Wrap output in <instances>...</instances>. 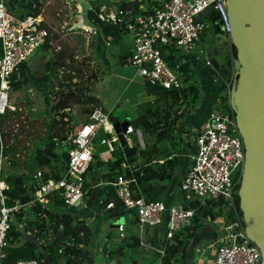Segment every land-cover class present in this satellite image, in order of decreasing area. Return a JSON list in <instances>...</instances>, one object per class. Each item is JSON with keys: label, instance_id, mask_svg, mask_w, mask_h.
Wrapping results in <instances>:
<instances>
[{"label": "built area", "instance_id": "2783aa9c", "mask_svg": "<svg viewBox=\"0 0 264 264\" xmlns=\"http://www.w3.org/2000/svg\"><path fill=\"white\" fill-rule=\"evenodd\" d=\"M82 2L95 11L98 21L115 24L120 28L121 34L130 35L133 44L124 59L125 65L137 66V72L143 76L144 81L174 89L179 97L182 88L185 84L188 85L184 78L186 74L190 75L191 71L183 70V64L176 59L169 63L168 58L172 59V55L167 50L172 46L186 51L194 50L202 41L201 33L210 26L209 21L213 14L219 15L218 37L224 42H231L227 0H141L137 6L125 8L118 4L107 6L111 3L100 0L98 10L95 9V0H80V7ZM81 26L87 31L99 34L98 28L93 24ZM49 34L41 13L17 16L10 10L9 0H0V106H3L0 118L8 112L21 109L10 95L12 73L17 71L23 62L29 66L30 57L38 47L45 44ZM209 45L205 46L207 51L203 62L213 69V80L218 92L214 104L194 130L191 141L194 144V152L190 155L179 183L184 202L167 205L161 199L146 197L137 186L134 174L138 163L130 162L126 157L120 161L119 168L115 170L117 173L109 183L122 207L134 210L141 223L160 224L165 212L167 213L166 241L162 253L166 245L176 241V235L179 240L186 236V229L196 214V208L190 203L203 205L210 200L215 203L213 211L217 213V220H223L219 227L222 233L209 244L213 255L207 264H260L261 249L247 235L242 213L236 204L235 191L240 183L245 159L244 143L234 111L224 110L218 95L221 89L226 91L230 102V89L236 77L234 57H231V66L228 67L230 73L222 75L212 67V54L209 49L211 43ZM184 100L188 101L189 98L184 96ZM63 118L66 120L67 116ZM1 125L0 119V128ZM100 130L104 134L98 136ZM133 133L138 135L139 148H144L143 129L129 122L124 136L131 146L133 143L130 134ZM96 141L106 145V149L99 152L100 158L105 162L113 158L115 142H118L122 149L109 113L96 103H91L88 119L79 121L66 139L56 142L63 145L68 153L67 165L61 176H49L45 180L37 181L31 200L9 204L10 196L7 190L10 184L2 172L5 154L4 143L0 137V264H41L42 259L36 256L5 262V248L10 238L9 230L15 221L14 215L21 211V225L25 224V213L31 205L39 202L45 207L49 195L53 192L63 199L67 207L79 206L88 188L86 171L95 157ZM126 170L129 174H126ZM34 176L37 177L38 174L35 173ZM133 183L136 188L132 186ZM113 206V200L105 205L106 208ZM229 212L232 213L229 219L223 217ZM210 218L211 215L208 214L206 219ZM116 227L118 236L124 237L126 224L119 223ZM233 228H236V231H232Z\"/></svg>", "mask_w": 264, "mask_h": 264}, {"label": "rangeland", "instance_id": "374dc122", "mask_svg": "<svg viewBox=\"0 0 264 264\" xmlns=\"http://www.w3.org/2000/svg\"><path fill=\"white\" fill-rule=\"evenodd\" d=\"M99 1L100 0H95V3L99 4ZM117 1L118 0H116V2ZM78 3L79 0H42L41 15L44 18V23L50 33L48 37L50 47L44 48L41 46L35 50V53L30 57L28 62L29 71L35 76L41 75L45 61L53 51L58 49H73L75 60H66L67 64L60 68L58 76L52 79V87L50 84L31 80L28 85L30 90H28V88H23L24 90L22 91H13L10 93L11 98L15 101L16 105L21 107V109H18L15 112H8L3 116L4 123L0 128V137L4 143L5 154L2 172H5V174L24 173L26 177L25 183L28 185L37 183V181L42 180L44 173L50 174L52 171V167L49 165H37L34 162L33 155L35 154L36 145H41L47 140L48 130L53 123V118L57 116L60 117V110L56 113L50 108L52 103L58 98L55 91L76 89L77 95L81 94L78 99H72L67 110H64L67 112V119L65 120L66 124L69 125L71 129H73L79 121L88 119L91 103L87 104L84 97L89 94V86H91L92 94L94 96L99 95L100 101L102 102L101 104L106 108H108L109 105L104 103V100L114 102L117 97H120L111 112L115 117H118L121 120L125 118H127V120H132L135 115H137L139 109H141V101H144L145 99L147 100L148 97H151V95H147L143 89L142 83H144V78L137 72V66L127 64L124 65L125 68L124 66H120L123 68L116 69L115 63H112L109 68H105L104 66V68H102L100 65V58L105 62V57H109L113 48L120 52H128L131 47L126 46V44L131 43L130 35L128 33H123L118 41L113 40L106 44V39L104 37L83 29L81 26L83 24L73 27L74 24L82 21L83 17L81 7ZM112 5L114 4H109L107 6ZM209 22L211 23L210 26L201 33L202 41L197 44L194 50L186 51L175 46H172L167 50V52L172 55V59L168 58L169 63H173V59H176L177 62L182 63L183 65L188 62L187 69L191 71L194 75L193 77L198 83L201 81L198 92L199 96H205V94H203L205 91L203 85L211 83L216 86V83L213 80V69L208 65H205L203 62V56L207 51L205 46H210L209 44L211 43V47H209L210 52L220 61V63L225 64L227 57L231 60V57L233 56L232 42L222 41L221 38L218 37V30H214L213 22ZM76 35H78L79 38H82L84 46L83 53H79L77 50L79 46H77L78 42ZM154 95L156 98L152 102H149V104L143 105L142 110L144 111L145 108L151 107V109L155 111V114H150L148 121L154 124L156 122L158 124L160 123L165 131L161 136H156L157 133L153 131L154 128L152 130H147V132L144 131V149L146 146L147 149L155 146L157 147L158 144L161 146V151L159 150L157 154H152L151 152L148 153L150 159L156 158L157 156L165 157L168 154L172 155L170 154V149H179L178 146H176L177 140L184 132V128H182L183 124H181V122L176 123L164 117V112L167 109V104L171 101V98L169 96L162 97L158 94ZM173 97L177 98L178 106L173 107L174 110L171 111V118L174 117L177 119L180 116L185 118L195 111L198 112L195 105H198L200 98L197 101H194L189 96V100L186 101L187 104H185L186 102L183 104L184 96L182 93L180 94V97L174 93ZM177 108H179V111H182V109L185 110L180 113ZM202 109L203 107L200 104V110ZM193 115L196 116L197 113H194ZM101 133L100 130L98 136H100ZM52 134L56 135L54 139L58 138L56 132H52ZM188 135H192L193 137L194 130H190ZM130 137L132 138V143L136 144V140L138 141V135L133 133L130 134ZM58 145H56V151L60 153V151L64 149V146L60 145L58 147ZM95 146L96 151L94 152L95 157L91 162L92 167L98 162V157H100L99 152L106 147L105 144L102 145L98 141L95 142ZM114 146L115 151L120 147L118 142H115ZM135 146L137 147V145ZM187 151L191 152L193 151V148L189 147ZM144 154L145 153L142 154L141 151L137 154V158H139L137 163H142L146 156ZM28 159L29 163L27 164L24 161H27ZM152 162L156 163L155 161ZM35 173L38 174L37 177L34 176ZM85 200L86 198H83V201ZM83 201L80 203V206L67 207L65 210L78 216L82 211L76 210V208L83 206ZM48 209L49 211H54V208L52 207H48ZM37 215L38 211L36 210H28L25 213V219L31 221V225L27 226L25 225L26 223L21 225V219H18V215L15 214V221L13 224L19 227L22 233L21 239L35 237L38 243L42 240L45 241L44 243H49L56 237L53 223L48 219L49 233L44 238H37L36 230H38V228L35 227L37 222L36 219L38 218ZM231 215L232 213L229 212L228 215H223V217L229 219ZM222 220L223 218L217 220L216 216L212 217L211 215L210 220L205 219L204 229L209 231L210 234L216 230V234L220 235L222 231L219 227ZM218 229H220V231ZM196 239L197 237H193L190 240V244L195 243ZM204 248L207 249V252L211 251L209 245H205ZM201 257H203V255ZM195 258H197V256H195ZM196 264L198 263L196 262Z\"/></svg>", "mask_w": 264, "mask_h": 264}, {"label": "trees", "instance_id": "16d2710c", "mask_svg": "<svg viewBox=\"0 0 264 264\" xmlns=\"http://www.w3.org/2000/svg\"><path fill=\"white\" fill-rule=\"evenodd\" d=\"M141 0H135L134 2L130 0H119L118 6L120 7H132L137 6ZM10 10L13 14L17 16H23L26 14H40L42 9V0H9ZM95 9H99V4L95 5ZM87 18L96 26L99 30V34L102 35L108 41H118L121 36L120 28L109 22H101L96 18L95 11L91 8L87 7ZM214 15V14H213ZM213 15L211 16V21L213 22L214 30L215 20L213 19ZM77 37V46L79 53H83V42L82 38ZM44 48H49L50 44L48 42V38L43 45ZM76 49V48H75ZM232 53L233 57H236V48L232 44ZM75 60L74 50L66 49H58L51 53L48 59L45 61L43 65L42 74L39 76L33 75L29 71V66L27 63L23 62L20 64L19 69L12 73L11 76V89L10 93L13 91H22L23 88L27 89L31 80H36L39 82H44L50 84L52 87V79L58 76L59 69L64 67L67 64V61ZM223 65L230 66V60L226 59V63H222ZM188 62L183 65V70L187 71ZM194 75L191 73L190 75L185 76L184 80L188 85L185 84V87L182 88L183 95L185 97H189L197 101L199 99V85L196 79L193 77ZM17 78V79H16ZM145 90L149 94H158L162 97L169 96L171 101L167 104V109L164 112V117L168 119L171 114V109L173 107L178 106L177 98L173 97L174 89H166L156 84H151L148 81H144ZM58 95L57 100L52 103L50 108L54 110L56 113L61 111L60 117H54L53 123L49 127L48 130V138L47 140L38 145L35 149V154L33 155L34 162L39 166L49 165L52 167V171L50 174L44 173L42 179H46L49 176L54 178H59L65 166L67 165L68 153L65 149L61 150L60 153L56 151V142H59L62 139H66V137L71 133L72 129L69 125L66 124V121L63 117L67 115V112L64 111L66 107L69 106V103L72 99H78L81 94L77 95L76 89H66L61 91H55ZM218 92V91H217ZM11 95V94H10ZM219 98L221 100L222 107L226 110H230L229 104V96L224 90L219 91ZM87 104L89 103H97V98L91 94H88L84 97ZM15 102V101H14ZM88 108V107H87ZM185 109H182V111ZM180 111V113L182 112ZM155 111L151 109V107L145 108L144 111L141 112L136 118L129 120V122L135 127L143 128L144 131L152 130V125L154 123L149 122L148 119L151 115H154ZM148 113V116H147ZM109 118L111 121H115L116 117L109 114ZM1 124L4 123L3 116L0 118ZM57 128V133L63 131V134L58 138L54 137L56 135L52 134L53 128ZM70 130V131H69ZM69 131V133H68ZM154 131V130H153ZM101 134L104 132L101 130ZM163 131L157 132L156 136H161ZM72 145V143H70ZM137 145V147L135 146ZM145 145V144H144ZM147 145V144H146ZM60 145H58L59 147ZM133 148L139 151V143L136 140V144L132 145ZM134 152L131 154H124L122 149L118 147L117 151L114 152L113 158L107 163L109 166L107 171L104 174V177L108 180H113L117 171L116 168H119L120 161L127 158L130 162H135L137 158V154L139 152ZM142 154L146 153V156L143 159V163L137 166L134 174L136 175L137 186L143 192L146 189V183L152 179H163L168 177L171 174V170L177 165L179 162L178 156H173L171 158H166L162 163H153L150 159L148 153L151 151L146 148L141 149ZM98 162H103V160L98 157ZM92 164L90 163L86 173L89 169H91ZM126 174H129L128 170H126ZM4 177L10 184L7 192L9 193L8 203H25L33 198L34 193V183L32 185L26 184V177L24 173L17 174H5ZM134 188H136L135 183L132 184ZM239 184L236 186L235 196H236V204L239 209V198L237 194V188ZM138 194V192H136ZM150 198V197H148ZM110 200L114 201V206L110 208L113 211H119L122 208L121 201L117 198L114 189L108 190L104 199H102L100 206H105ZM190 205L196 208V214L192 219V223L186 229V236H191L199 227L205 224V219L208 214L215 217L217 215L216 212L213 211L215 203H211L210 200H207L203 205L198 203H190ZM48 207L54 208V211H49ZM67 205L64 203L63 199L55 192L49 195V201L45 207H42L39 202L31 205L29 210L38 211V218L36 219V236L37 238H44L49 233V223L48 219L53 223L54 232H56V237L50 241L49 243H44L45 241H40L38 243L37 239L29 238V239H21V231L17 225L13 224L11 229L9 230V240L8 245L6 246V257L5 262H11L18 258H28V257H39L42 259L44 255L51 261L56 264H85V262L93 258V251L90 248V244L92 241V230L91 227L85 223L82 219H76L70 211L65 210ZM239 212L241 213L240 209ZM18 219H21L22 213L21 211L17 213ZM27 226L31 225V221L25 219ZM176 237V242L180 241ZM132 242L129 244L138 245V239L132 238ZM178 245L167 246L165 252L161 258V264H170L173 256L176 253ZM42 247V248H41ZM41 248V249H40ZM120 248H123L121 246Z\"/></svg>", "mask_w": 264, "mask_h": 264}, {"label": "crops", "instance_id": "0c3cea01", "mask_svg": "<svg viewBox=\"0 0 264 264\" xmlns=\"http://www.w3.org/2000/svg\"><path fill=\"white\" fill-rule=\"evenodd\" d=\"M103 1L114 5L119 3V0L117 2L116 0ZM105 43L108 44L109 42ZM132 44L133 43L131 39V43L126 44V46L132 48ZM130 50L128 52H130ZM128 52H120L117 49L113 48L109 57H105V62H103L100 58L101 67L109 68L112 63H115L116 69H122L123 67L120 66L125 65L124 59L127 56ZM142 86L145 90L144 83H142ZM89 89V94L93 95L91 92V86H89ZM203 89H205V91L203 92L205 96H199L200 99L198 101V105H195L198 111L194 112L197 113L196 116L193 115L194 113H191L188 117L184 118L180 116L179 118L175 119L174 117L171 118L170 114L168 120H171L176 123L181 122V124H183L182 128H184V132L182 133V136L178 138L176 144L179 149H170V154L172 155L168 154L165 157L157 156L156 158H153L151 160L155 161L156 163H162L166 158L178 156L179 162L170 171L171 174L168 177L163 179H152L146 183V189L145 191H143L146 197L161 199L167 205L171 203L184 202V199L182 198L179 192V183L182 178L183 172L189 162L190 155L194 152V144L193 142H191L192 135L190 136L188 134L190 130H195L201 124L207 112L214 104L215 96L218 91L217 86H215V84L212 85L211 83L208 85H203ZM148 94L149 93H147V95ZM149 95H151V97H148L147 100L145 99L144 101H141V109H139L137 115H135L134 118L141 114V112L143 111V105L149 104V102H152L156 98V96L152 93ZM94 97L97 98L96 104L111 115L113 114L111 110L114 109L115 104H117L120 98L117 97L114 102L104 100V103L109 105V107L106 108L101 104L102 102L100 101L99 95H96ZM185 102L186 100H183V104ZM185 104H187V102ZM200 104L203 107L202 110H200ZM179 108H177L178 111ZM173 110L174 109H171V111ZM116 120L121 119L116 117ZM123 120H127V118ZM156 124L158 123L156 122L154 125H152V129L154 128V132L157 133L163 131L164 133L165 129L162 127V125L160 123L158 125ZM37 146L38 145H36V147ZM189 147L193 148V151H187ZM105 149L106 147L103 148L101 151ZM141 149L143 148H139V151L135 149V151L140 152ZM149 150L152 154H157L159 150L161 151V146L158 144L157 147L155 146L149 148ZM144 155H146V153ZM29 159L24 162L28 164ZM137 160H139V158ZM137 160L135 161L136 163ZM107 163L108 162L105 161L97 162V164L93 167L91 166V169H89L86 173V187H88L84 197V199L86 198V200L83 201V206H81L80 208H76V210H80L82 212L78 214V216L73 215L76 219L84 220L85 223L91 227L92 241L90 244V248L93 251V264H161V258L164 254L161 252V250L162 248H164L166 241L165 229L167 213L165 212L162 223L150 225L145 223L143 224L139 220H137L130 209L122 207L119 211L116 212L110 209L112 207L106 208L105 206H100V203L102 199H104V197L106 196L108 190L113 189V187L109 183L110 180L104 177V174L109 167ZM142 163H138V165ZM118 223L126 224V231L124 237L118 236V229L116 227ZM204 227L205 225L199 227L191 236H185L183 239H180V241H175L170 243L169 245H166V247L178 245L176 253L173 256L170 264H196V262L198 264L208 263L211 256L213 255V250L210 249L211 251L207 252V249H205L204 246L209 245L218 235L216 234V230L215 232H211L210 234V232L205 230ZM218 230L220 231V229ZM193 237H197V239L195 243L190 244V240ZM132 238L138 239L139 244H129L130 242H132ZM121 246H123V248H120ZM202 255L203 257H201ZM195 256H197V258H195ZM41 264L56 263L48 259L46 255H44L42 257Z\"/></svg>", "mask_w": 264, "mask_h": 264}, {"label": "water", "instance_id": "95a60500", "mask_svg": "<svg viewBox=\"0 0 264 264\" xmlns=\"http://www.w3.org/2000/svg\"><path fill=\"white\" fill-rule=\"evenodd\" d=\"M87 7V3L82 2V21L73 27L92 25L87 18ZM227 12L231 42L236 48V77L230 89L229 103L245 149L243 171L237 188L239 209L247 235L261 249L260 264H264V0H227ZM218 18V14L213 15L216 30H219ZM211 61L212 67L220 74L230 73L228 66L220 63L214 55ZM128 124L129 120L113 121L122 150L131 154L135 148L124 136ZM53 132L57 133L56 127ZM62 134L63 131H60L58 137ZM130 210L139 220L137 213ZM93 263V258L85 262Z\"/></svg>", "mask_w": 264, "mask_h": 264}, {"label": "clouds", "instance_id": "9594fccd", "mask_svg": "<svg viewBox=\"0 0 264 264\" xmlns=\"http://www.w3.org/2000/svg\"><path fill=\"white\" fill-rule=\"evenodd\" d=\"M3 111V106H0V112H2Z\"/></svg>", "mask_w": 264, "mask_h": 264}]
</instances>
